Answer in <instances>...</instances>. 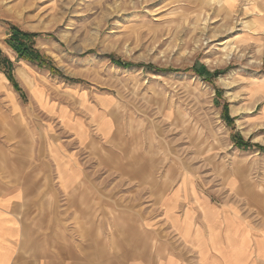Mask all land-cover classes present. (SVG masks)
Returning <instances> with one entry per match:
<instances>
[{
    "label": "rangeland",
    "instance_id": "obj_1",
    "mask_svg": "<svg viewBox=\"0 0 264 264\" xmlns=\"http://www.w3.org/2000/svg\"><path fill=\"white\" fill-rule=\"evenodd\" d=\"M248 3L0 0V197L18 195L23 248L34 235L74 264H127L236 218L264 253V33ZM12 27L45 66L18 59Z\"/></svg>",
    "mask_w": 264,
    "mask_h": 264
},
{
    "label": "crops",
    "instance_id": "obj_2",
    "mask_svg": "<svg viewBox=\"0 0 264 264\" xmlns=\"http://www.w3.org/2000/svg\"><path fill=\"white\" fill-rule=\"evenodd\" d=\"M247 8L254 15V22H250L248 27L252 26L257 33H264V0H249ZM0 76L5 78L2 74ZM14 99L16 102L17 96ZM6 101L12 110V101L9 98ZM17 197L15 193L0 197V264H74L72 259L41 251L39 242L32 240L34 235L31 236L30 246L23 248L25 229L17 216ZM228 220L230 222L221 225L224 227L222 235L207 234L208 230L201 225H185L184 230L180 229L184 236L181 251H174L163 258L155 256V253L147 254L129 260L127 264H264V253H258L256 229L240 224L236 218ZM231 220L235 221V225ZM241 236L246 239L241 240ZM230 238L237 240L231 243Z\"/></svg>",
    "mask_w": 264,
    "mask_h": 264
},
{
    "label": "trees",
    "instance_id": "obj_3",
    "mask_svg": "<svg viewBox=\"0 0 264 264\" xmlns=\"http://www.w3.org/2000/svg\"><path fill=\"white\" fill-rule=\"evenodd\" d=\"M32 36H34V35H31L30 33H27V32L20 31L16 27H12L11 37L9 40L10 46L12 48H14L15 51L18 53V59L26 58V59L31 60L32 62L38 63L39 67H43L47 64L45 59L42 58L40 56V54L37 51H35L31 45H28V43H27V40H30L32 38ZM112 59H114L117 63L124 65V66L134 65V63H130V62L118 61V59H116L113 56H112ZM7 65L11 66V63L8 62ZM146 67L149 69H157L152 64H148V65H146ZM201 69L206 71V69H204L203 67ZM197 71H198V73H201V74L203 73V71L201 72L199 69H197ZM9 77H10V79L12 78L11 76H9ZM236 138H237V142H238L239 146H242L244 148L251 147V146L255 145V144H252L250 142L245 141V139L243 137H241L239 134L236 135ZM262 148L264 150V147H262Z\"/></svg>",
    "mask_w": 264,
    "mask_h": 264
},
{
    "label": "bare ground",
    "instance_id": "obj_4",
    "mask_svg": "<svg viewBox=\"0 0 264 264\" xmlns=\"http://www.w3.org/2000/svg\"><path fill=\"white\" fill-rule=\"evenodd\" d=\"M230 57V56H229Z\"/></svg>",
    "mask_w": 264,
    "mask_h": 264
}]
</instances>
